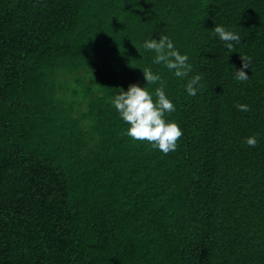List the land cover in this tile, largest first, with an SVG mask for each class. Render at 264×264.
Here are the masks:
<instances>
[{
  "label": "trees",
  "instance_id": "1",
  "mask_svg": "<svg viewBox=\"0 0 264 264\" xmlns=\"http://www.w3.org/2000/svg\"><path fill=\"white\" fill-rule=\"evenodd\" d=\"M131 82L163 83L175 150L125 134ZM0 264H264V0H0Z\"/></svg>",
  "mask_w": 264,
  "mask_h": 264
},
{
  "label": "clouds",
  "instance_id": "2",
  "mask_svg": "<svg viewBox=\"0 0 264 264\" xmlns=\"http://www.w3.org/2000/svg\"><path fill=\"white\" fill-rule=\"evenodd\" d=\"M213 31L220 40L225 41V46L233 48L231 41H239L240 36L232 30L226 29L221 24H214ZM143 47L154 51L153 62L163 63V65L172 70V74L177 77H184L191 65L188 63L186 53L179 51L174 47L173 42L168 37L145 39ZM248 64L243 58L241 67L236 68L234 78L237 80L247 79L248 74L244 68ZM143 77L146 82L161 81L158 72H153L148 68L142 69ZM199 74H193L188 79L184 88L187 94L194 95L197 91V81ZM153 95L155 99H153ZM109 103L116 109L121 119L127 123L124 132L135 140L147 141L152 148L159 149L162 152L175 150L176 140L181 135V128L173 119H166L165 112L174 110L172 99L165 93L163 83L150 92L146 87L136 82H131L126 88L119 87V91L109 97ZM241 110H247L245 103L236 105ZM245 143L255 144L256 138L253 135L245 137Z\"/></svg>",
  "mask_w": 264,
  "mask_h": 264
}]
</instances>
